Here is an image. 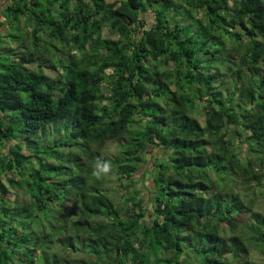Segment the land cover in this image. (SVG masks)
<instances>
[{"label": "trees", "instance_id": "trees-1", "mask_svg": "<svg viewBox=\"0 0 264 264\" xmlns=\"http://www.w3.org/2000/svg\"><path fill=\"white\" fill-rule=\"evenodd\" d=\"M1 17L11 42L22 18L31 33L0 48V264L264 259V0H9Z\"/></svg>", "mask_w": 264, "mask_h": 264}, {"label": "rangeland", "instance_id": "rangeland-1", "mask_svg": "<svg viewBox=\"0 0 264 264\" xmlns=\"http://www.w3.org/2000/svg\"><path fill=\"white\" fill-rule=\"evenodd\" d=\"M115 1L116 0H106L107 3H113ZM8 3H9V0H0V13L2 12V9ZM0 23H4V25H0V36L2 38H4V39H2L3 42L0 43L1 50L2 49H4V50L13 49L18 53L26 52L27 51V48H26L27 45L26 44H28V42L30 40L29 37H30L31 32H30V28H29L28 23L26 22L25 18L21 19L20 35H21L22 43H13V42H11L12 40L10 39V37H7V34H8V32H10L11 28H10V24L7 23L3 17H1ZM102 37L109 38V39H117L118 38L116 35H112L108 29L103 30ZM23 43H24L25 48L21 47L23 45ZM227 45L230 46V43ZM22 48H24V49H22ZM45 54L46 53L40 54L39 57L34 60V63L35 64H39V63L43 64V66H45L44 67L45 75L49 78L56 79L58 74L61 72V69H58V70L55 69L53 67V63L51 61V58L50 57L49 58L44 57V56H46ZM62 56L64 57V55H62ZM41 57H43V58H41ZM206 65H208V67L210 66V64H206ZM172 68H173V66L170 65L169 69L172 70ZM195 116H196L197 121L201 124V126L204 127L206 122H205V118H204L203 114L201 113V111L200 110L196 111ZM58 123L59 122H55L52 125H50L49 127H53ZM49 127H47V128H49ZM47 128H45V129H47ZM43 130H41L37 133H41ZM37 138H39V139H41V138L45 139L46 138V139H49L52 141L53 140V134H51L49 131H46V132L44 131L43 133L39 134ZM33 140H35V139H33ZM19 143H21V146H22L21 149H19V153H21L22 155H25V156H29L30 151H28L29 148L26 146V142L24 141V139L20 138ZM9 145H13V144H9ZM9 147H11V146H9ZM8 152H9V150L7 149L4 153H8ZM101 152H102L103 156L108 157L109 159L112 158L114 160V158L116 156L120 155L119 143L116 141L106 142L102 146ZM50 162H53V161L50 160ZM26 166H29L28 161H27ZM27 168H29V167H27ZM151 168L152 167L150 164L146 165V168H144L145 169L144 170L145 171L144 177L142 176V171H139L136 175L139 180H142L143 178H144V180H142V182H141V181L135 179L137 181L136 182L134 181V183H132V185L135 186V188L141 189L143 191V196H147L144 198H148L149 196L144 192L143 187L146 186L148 189H153V182L150 180L151 175L147 173L148 171L151 170ZM9 178H11L15 181H20V177H19V175H17L16 172L11 174L9 177H6V176L1 177L3 184L8 189V193H9L8 198H10V200H13V199H18L20 201L21 200H27L29 198L28 195L22 196V195H20L21 193L17 189H14L10 186V184L8 182ZM123 183L125 185L129 184L127 181H123ZM121 187H122V183L117 181V177L112 176L109 179V181H108V188H109L108 189V195L116 202V204L118 206L123 204L122 194H121L122 192L120 190ZM237 189L244 196L249 194L248 193L249 191L246 189H243L240 182H238V184H237ZM17 194L20 196H16ZM66 207L68 208V204L66 205ZM255 209H256L257 213L264 216V200L263 199H259ZM248 221L250 222V219H248ZM255 262L257 264H264V259L257 257L255 259Z\"/></svg>", "mask_w": 264, "mask_h": 264}, {"label": "clouds", "instance_id": "clouds-1", "mask_svg": "<svg viewBox=\"0 0 264 264\" xmlns=\"http://www.w3.org/2000/svg\"><path fill=\"white\" fill-rule=\"evenodd\" d=\"M108 168H109V166L108 165H105L104 166V171L107 172L108 171Z\"/></svg>", "mask_w": 264, "mask_h": 264}, {"label": "crops", "instance_id": "crops-1", "mask_svg": "<svg viewBox=\"0 0 264 264\" xmlns=\"http://www.w3.org/2000/svg\"><path fill=\"white\" fill-rule=\"evenodd\" d=\"M114 3V2H113Z\"/></svg>", "mask_w": 264, "mask_h": 264}]
</instances>
